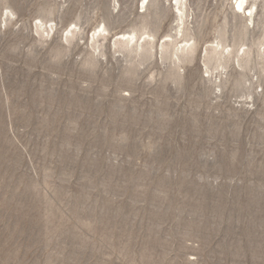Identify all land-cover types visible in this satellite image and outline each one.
Masks as SVG:
<instances>
[{
	"label": "rangeland",
	"instance_id": "rangeland-1",
	"mask_svg": "<svg viewBox=\"0 0 264 264\" xmlns=\"http://www.w3.org/2000/svg\"><path fill=\"white\" fill-rule=\"evenodd\" d=\"M236 1L185 0L181 52L176 0H0V264H264V0Z\"/></svg>",
	"mask_w": 264,
	"mask_h": 264
},
{
	"label": "bare ground",
	"instance_id": "bare-ground-1",
	"mask_svg": "<svg viewBox=\"0 0 264 264\" xmlns=\"http://www.w3.org/2000/svg\"><path fill=\"white\" fill-rule=\"evenodd\" d=\"M142 1V4H141V6H139V7H141L143 10H146L147 8H148V5L150 4V2H151V0H141ZM185 0H176V5H178V7H177V9H178V14H179V16H178V20H179V22H178V24H179V29L177 30V33L176 34H173V35H170V37L168 38L169 40H171V41H173V42H175V49L177 50V51H180L181 50V52H184L187 48H188V45H189V41L188 42H186V44L185 45H181L180 44V46L177 44V40H178V38H176L177 36L176 35H180L182 32H184V31H182V28H183V17H184V15H185V7H186V5H185V2H184ZM246 1L247 0H237L236 1V7H238L240 10H247L248 8H245L244 6H245V3H246ZM177 11V10H176ZM253 13H254V10L252 9V8H250V16H252L253 15ZM239 14V13H238ZM103 31H105V29H103ZM103 31H99V36L100 35H103L104 33H103ZM145 34H146V32H145ZM138 35H139V32L138 31H136V30H133L132 32H129V34H123L122 35V37L121 38H126L128 41V44L130 45L132 42H134L135 41V39L138 41V46H139V41L141 40V39H144L145 38V36L144 35H141L139 38H137L138 37ZM181 36V35H180ZM186 40V39H185ZM220 44H221V42H219L218 44H217V47H219L220 46ZM191 48H192V46H190ZM189 47V48H190ZM190 48V49H191ZM196 49V48H195ZM222 52H217V56L218 55H220ZM225 52H223V54H224ZM222 54V55H223Z\"/></svg>",
	"mask_w": 264,
	"mask_h": 264
}]
</instances>
